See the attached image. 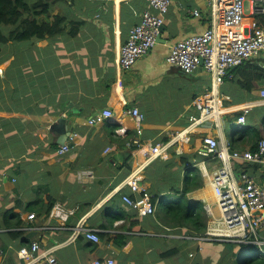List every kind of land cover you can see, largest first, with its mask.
<instances>
[{
    "label": "crops",
    "instance_id": "1",
    "mask_svg": "<svg viewBox=\"0 0 264 264\" xmlns=\"http://www.w3.org/2000/svg\"><path fill=\"white\" fill-rule=\"evenodd\" d=\"M170 1L160 36L163 41H156L128 69L120 68L117 57L129 29L140 21L144 9H150L145 0L50 1V17H66L70 22L66 30L72 25L74 34L17 39L1 46L0 264H48L44 253L50 251L56 264L108 258L113 264H219L229 254L219 250L208 260L205 242L188 238L195 231L173 226L162 212L157 213L160 195L172 196L169 204L176 201L173 197L179 196L183 177L192 167L199 169L202 185L185 197L203 204L214 201L210 179L219 160L202 154V137L208 132L228 140L226 121L240 107L251 103L252 113L263 108L264 79L247 91L234 78H226L218 87L227 97L223 103L229 116L223 117L222 128L205 124L190 129V139H174L190 125L189 116L198 114L193 101L211 87V77L202 67L187 74L166 61L174 42L207 28L206 0ZM193 9L200 15L194 16ZM6 27L8 34L16 26ZM254 60L264 68V57ZM129 106H137L144 115L141 142L168 143L169 158L147 163L143 151L134 149L127 172L121 167L129 151L130 137L126 140L125 134L132 135L134 128L122 110ZM107 107L113 110L111 118L88 123ZM251 112L247 119L264 137L263 124ZM63 134L67 135L63 144H70V150L58 154ZM229 141L241 150L256 145L247 134ZM183 156L189 157L184 164ZM141 163L143 187L151 195L158 194L154 216L139 215L121 200V194L136 196L122 182ZM247 170L262 172L254 166ZM79 225L96 230L100 241L75 234ZM33 241L39 242L40 249L31 257H20V248ZM233 254L231 259L236 257Z\"/></svg>",
    "mask_w": 264,
    "mask_h": 264
},
{
    "label": "built area",
    "instance_id": "2",
    "mask_svg": "<svg viewBox=\"0 0 264 264\" xmlns=\"http://www.w3.org/2000/svg\"><path fill=\"white\" fill-rule=\"evenodd\" d=\"M151 9H144L140 21L133 25L127 39L120 46L118 64L122 69L131 67L140 57L147 54L156 44L164 24L170 0H146ZM208 6L207 28L202 33L192 34L174 42L166 56V61L178 67L184 73H193L203 68L211 77V87L194 99L198 108L197 115H190V125L177 132L174 139H190V129L194 127L222 128L223 117L228 114L223 103L227 97L220 93V87L226 78L232 79L231 68L248 61L264 57V24L254 16L264 14V0H206ZM245 2H248L249 14L245 15ZM194 16H199L197 9L192 10ZM247 18V21L245 19ZM225 97V98H224ZM264 101V88L260 91ZM252 110V104L246 103L237 110L236 122L247 123V114ZM114 115L109 107L93 114L90 125L99 124ZM123 116L133 121L134 132L126 143L137 145V151L146 156V162L155 159L169 158V144H144L141 134L144 127V115L137 106L125 107ZM226 126V125H225ZM74 137V135H73ZM71 136V140H73ZM201 152L214 156L219 160L211 175L214 201L203 204L207 215L206 228L201 233H193L188 238L197 242L207 241L233 242L238 245H256L264 252V137L262 136L255 148L245 150L232 147L229 139L219 140L217 135L206 132L202 137ZM70 150V144H63L57 150L64 154ZM109 150V149H106ZM244 164L259 167V174L249 173L247 169L239 168ZM83 175H92L83 171ZM142 163L139 164L124 179L122 185L129 186L133 194H121V200L136 208L139 215L154 216L156 204L151 201V195L142 185ZM157 200V198H156ZM33 214L27 216L33 218ZM84 234L90 241L98 243L100 237L96 230L83 225L77 226L75 234ZM40 249V244L33 241L29 246L20 248L18 254L22 258L31 257ZM192 255V254H190ZM48 264H56L52 252L44 253ZM113 264L112 258L104 262L94 259L89 264Z\"/></svg>",
    "mask_w": 264,
    "mask_h": 264
},
{
    "label": "trees",
    "instance_id": "3",
    "mask_svg": "<svg viewBox=\"0 0 264 264\" xmlns=\"http://www.w3.org/2000/svg\"><path fill=\"white\" fill-rule=\"evenodd\" d=\"M54 0H0V49L1 46L12 40H40L46 36H52L71 32L72 25L69 30L67 26L70 22L64 16L54 15L50 17L48 12L49 2ZM146 2V0H145ZM262 24H264V14L254 16ZM3 26H16L14 30L4 33ZM13 37V38H10ZM237 68L231 73L234 74V82L240 88L251 91L256 81L264 79V68L257 60H251L244 64L236 66ZM183 72V71H182ZM235 72V73H234ZM232 78V80H233ZM248 120V119H247ZM264 128V118L263 126ZM248 133V134H247ZM247 135H251L253 142H257L261 137V131L257 126L251 127L247 131ZM237 137H242L243 135ZM131 133L125 134L126 140L131 137ZM130 139V138H129ZM128 142V141H127ZM255 145L253 146V148ZM137 149L136 145L128 147V153L124 156V167L128 172L131 168V150ZM189 157H181V163L187 162ZM249 166L244 169H248ZM198 168H189L188 172L183 177V188L179 193L176 201L167 205L163 210V217L172 221L173 226L189 227L194 233H201L206 228L207 215L202 202H190L185 197V194L202 185ZM174 189V188H173ZM158 196V194H156ZM156 195H153L151 201L154 203ZM160 215V214H159ZM17 221H20L19 219ZM134 220L131 221L132 225ZM8 225V224H7ZM125 239V238H123ZM125 242L121 243L124 245ZM239 250L244 252V257L238 252L233 260V264H264V252H261L256 245H239Z\"/></svg>",
    "mask_w": 264,
    "mask_h": 264
},
{
    "label": "rangeland",
    "instance_id": "4",
    "mask_svg": "<svg viewBox=\"0 0 264 264\" xmlns=\"http://www.w3.org/2000/svg\"><path fill=\"white\" fill-rule=\"evenodd\" d=\"M244 8H245V15H248L249 14L248 2H245ZM7 28L8 27L3 26L4 32L7 30ZM258 111H260V112H258ZM152 114H153V112L151 111L150 115H152ZM249 114H247V118H248ZM251 116L254 117V119L258 122V124H260V123L263 124L262 121H263V118H264V107L255 109L253 113L251 112ZM228 117L229 116L227 115L225 119H228ZM228 121L229 122L226 121V126L224 128V133L229 139H233L234 142L237 141V139H238L237 136L247 133V131H249V129L251 127L256 126V125L252 124L249 121V119L247 120L246 124L239 125L236 122V115L231 120L228 119ZM182 125L184 126L185 123L184 124L182 123ZM235 133H236V135H235ZM174 180H176V178H174ZM177 197L178 196L173 197V198L177 199ZM171 200H172V196H170L167 193H162L160 195V201H159V206H158V212L157 213L163 212V210H164L163 208H165L171 202ZM207 242H205L204 245H205V248H206V253H207V256H208V260L213 258V256L215 255V252H217L219 250H222L224 253L228 252L229 254L226 255L221 260V262H219V264H233L232 260H234V258L231 259V257H232L231 253H234L233 255L237 256L238 250H239L238 249L239 248L238 244L233 243V242H218V241H207ZM239 252H240V255L242 257H244V252H241V251H239ZM220 253H222V252H220Z\"/></svg>",
    "mask_w": 264,
    "mask_h": 264
},
{
    "label": "water",
    "instance_id": "5",
    "mask_svg": "<svg viewBox=\"0 0 264 264\" xmlns=\"http://www.w3.org/2000/svg\"><path fill=\"white\" fill-rule=\"evenodd\" d=\"M163 28H164V27L161 26V28H160V32H162ZM160 36H161V33H160V34L158 35V37H157V41H158V42L163 41V40L161 39ZM232 68L234 69V68H236V66H233ZM66 136H67L66 134L61 135V136H60V140H59V142L63 144V143H64L63 141H65L64 139L66 138Z\"/></svg>",
    "mask_w": 264,
    "mask_h": 264
}]
</instances>
